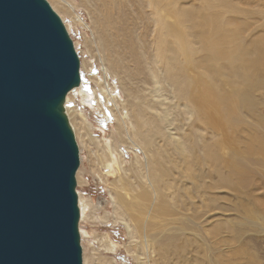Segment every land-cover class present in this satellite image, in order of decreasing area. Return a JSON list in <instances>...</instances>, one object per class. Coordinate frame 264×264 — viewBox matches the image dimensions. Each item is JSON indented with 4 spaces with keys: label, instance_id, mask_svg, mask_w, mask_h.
I'll list each match as a JSON object with an SVG mask.
<instances>
[{
    "label": "bare ground",
    "instance_id": "obj_1",
    "mask_svg": "<svg viewBox=\"0 0 264 264\" xmlns=\"http://www.w3.org/2000/svg\"><path fill=\"white\" fill-rule=\"evenodd\" d=\"M104 1L106 5L110 0ZM145 2L155 9L156 17L154 21L145 23L144 29L147 31L151 28L152 22L157 30L158 41L166 44L164 56L162 49L159 50L153 61L154 66H149L144 47L137 43L138 26L134 21L122 17L126 0L117 2L118 6H115L116 10L118 8L122 12L119 21L112 17L110 19V15L103 18L104 23L99 21L102 23L99 38L103 48L110 51V54L123 48L129 52L131 61L138 68L135 72L124 71V68H120V55L114 53L111 54L113 63L106 67L108 71L111 67H119L132 80L144 75L142 83L147 85L143 102L138 101L143 96L139 91L136 92L133 87H123L132 105L123 102V110H126L127 115L121 114L120 119L123 127L127 128L130 142L143 151L145 158L136 155L139 166L128 170L121 169L120 164L110 158L112 168L118 174V178L111 183L115 214L125 222L133 243L128 250L134 254L137 264H167L175 252L180 254L181 251H189L193 243L210 239L212 245L201 242L198 243V250H194L197 256L201 250H205L202 253L203 260L197 259L201 261L200 264H204L205 260L213 264L210 252L216 257V264H264L261 254L254 245H250L249 240L250 231H259V228L264 227V0H237V3L225 0L224 5H221L226 15L235 14L243 20L236 21L229 17L221 24L217 13L197 20L188 17L186 13L180 14L174 8V1H170L167 11V0H143ZM66 4L71 6L70 3ZM173 18L176 21H169ZM63 26L67 35H70L65 23ZM111 26L116 28L115 37L107 31ZM188 37H192L194 44H200V52L199 48L196 50L190 44L185 45ZM71 43L77 52L74 41L71 40ZM137 50L140 56L136 54ZM202 52L205 55L195 59ZM161 62L164 63V72L161 71ZM163 83L169 85L175 98L184 101L185 113L189 116L197 115L205 128H210L218 136L208 140L201 134L196 143L192 134L183 132L180 135L179 131L186 128V119L181 112L174 115L176 110L172 105L164 106L167 101L164 102ZM81 84L82 81L77 80L52 106L72 135L79 162L80 150L66 106L71 93L79 89L83 92ZM108 95H111L110 92ZM113 100L120 106L117 98ZM127 105L136 113L128 112ZM144 127L148 129L143 131ZM174 129H178V132ZM196 144L200 146L201 159L198 152H193L197 151ZM168 146L181 155L186 165L195 163L194 172L177 166L182 179H189L195 195L201 200L197 204L195 195L188 192L189 185L182 180L181 190L190 195V203L185 205L184 210L189 212L192 206L195 207L191 214L192 222H189L191 227L203 226L210 221V215L219 214V222L212 228L204 227L205 234L183 231V226L177 234L178 228L174 227L177 237L169 236L168 239L179 240L182 233L186 237L183 245L172 246V252L169 250L171 247L167 249V245L163 246L161 230L162 220L173 214L168 209V200L172 196L173 184L178 185L175 178L165 180L170 175H165L162 152H170L166 149ZM168 157L174 162L172 156ZM204 167L208 170L204 171ZM78 170L79 165L73 187L77 198L79 235L78 225L85 201L75 189ZM216 191H230L237 200L232 202L228 198L231 205H221L219 201L222 196L213 195ZM174 205H178V202ZM233 211L237 212V216L221 220L224 213Z\"/></svg>",
    "mask_w": 264,
    "mask_h": 264
},
{
    "label": "rangeland",
    "instance_id": "obj_2",
    "mask_svg": "<svg viewBox=\"0 0 264 264\" xmlns=\"http://www.w3.org/2000/svg\"><path fill=\"white\" fill-rule=\"evenodd\" d=\"M46 1L50 4L59 18L61 17V21L67 26L70 34L69 36L71 40L74 41L80 58L79 69H81L82 76L81 86L83 85L84 90L81 92L79 89L71 93L67 99L66 107L75 129L80 150L79 170L76 176L77 183H75V189H77L79 197H81L83 202L85 201L81 209V219L78 225L79 243L82 247V264H137L134 254L128 250L133 243L131 244L126 224L123 220L117 218L115 214L111 183L118 178V174L112 168V160H110V158L119 163L123 170H128L130 168L136 169V167L139 166L137 163L138 160H136L138 155H140V158H145L143 151L130 142L127 128L123 127V123L120 119L121 114L127 115L126 110H123V107H125V105L123 106V102L132 105L123 87H133L136 92L139 91L143 96H141L138 101L143 102L144 95L147 92V85L142 83V81L145 80L144 75L132 80V77L124 72L127 70H129V72H135L138 68L137 65L131 61L129 52L127 53L123 48L117 49L114 53L115 55L116 53L120 55L118 57L121 60L120 68H124V71H120L119 67L115 69L111 67V70L108 71L106 67L113 63L111 54L114 53L110 54V51L104 49L99 38L100 28L102 27V23H99L100 20L103 21V18L105 19L110 15V19L112 17L113 20L119 21V15L122 12H120L118 8L116 10L115 6H118L121 0H110L106 5L104 0ZM170 1H174V8L178 10L180 14L186 13L188 17L192 19H203L209 17V14L217 13L220 15V24L229 17L236 21L243 20L235 14L226 15V10L224 6L222 7L221 5H224L225 0H167L166 11L171 5ZM66 2L70 3L71 6L68 7ZM233 2L237 3V0H233ZM103 6H106L107 9H103ZM193 12H197L198 14H194ZM122 15L123 18H127V21H134L138 26V30L136 31L137 43H140L144 47V53L149 58V66H154L153 61L156 54L162 49L164 56L166 46V44L163 45L158 41L157 30L152 26V22L150 23L151 28L147 29V31L144 29V27H146L145 23L154 21L156 17L155 9L150 7L149 3L144 4L143 0H126ZM169 21H176V18L169 19ZM110 28L107 30L109 31L108 33L113 34L112 36L115 37L116 28L112 26ZM172 39L174 38H170V40ZM187 39V44L185 45L190 44L194 49L199 48L200 44L195 43V45L192 37H188ZM198 51H201L200 48ZM136 54L139 55L138 50ZM145 55L144 57L146 58ZM204 55L203 52L199 53L195 59H199ZM221 63L223 65V62ZM160 65L162 66L161 71L164 72V63L161 62ZM105 70H107V73ZM107 90L111 95H108L109 92ZM163 90L165 94L164 102L167 101L164 106L172 105L176 110L173 112L174 115L181 112L182 115L185 116V125H187L186 128L183 127V130L179 131L180 135H182L183 132L190 133L192 134L193 141L196 143L197 137L201 134L208 140L213 136H218V134L210 128L206 129L197 115L189 116L185 113L186 108L184 107V101L173 96L171 93L172 90L167 83H163ZM113 98H117L120 106L115 104ZM166 98L171 100H165ZM173 98L175 99L174 101ZM169 102H172V104ZM127 108L128 112L136 113L134 109L133 111L131 110V106L127 105ZM177 121L179 122L180 120L177 119ZM147 129V127H144L143 131ZM174 131L178 132V129H174ZM196 147L197 149H195L197 151L193 152H198V156H200L201 159L202 156L199 151L200 146L196 144ZM166 149H169L170 152L166 150L162 152L163 167L165 175H170V177H165V180L170 181L172 178H175L178 182L176 186L173 184L172 196L171 199L168 200V209L173 214L171 217L162 220L161 223L163 246L166 247L167 245V249L171 247L169 250L172 252L174 245H183L186 237L182 233L179 240L174 239L173 241L168 239L169 236H176L174 227L178 228L177 234H179L181 226L184 227L183 231L205 234L204 227L212 228L214 224L219 222V220L217 221L219 214L215 213L210 215V221L203 226L191 227L192 224L189 222H192L191 214L194 212L195 207L192 206L189 212L184 210L185 205L190 203V195L180 188L183 176L179 168H187L189 171L194 172L196 168L195 163H190V166L186 165L182 162L181 155L174 152L171 146H168ZM168 156H172L171 158H173L174 162H172ZM190 162H192V159ZM203 170L207 171L208 168L204 167ZM184 180L186 184L189 185L188 192L195 195L189 179ZM213 195L222 196L219 204H224L226 207L231 205V201L236 202L237 200L234 193L230 191H216ZM195 197L197 204H200V198L196 195ZM228 198L231 201H227ZM175 202H178V205H174ZM235 216H237L236 211L224 213L221 216V220L222 218L229 219ZM250 237V245L255 246V249L259 251L262 261L264 262V227L259 228V231H250ZM195 239L196 238H193V240ZM209 241L210 239H206L201 242H208L207 244L212 245L213 242ZM201 242L198 243L201 244ZM198 243H193L191 249H188L189 251H181L180 254L175 252V254L172 255L174 257L169 259L167 264L173 262H177V264H200L199 262L201 261L199 260L202 259V253H204L205 250H201L200 254L197 256L194 250H198L197 247L200 246ZM209 257L212 259L213 264H216V257H214L211 252L209 253ZM204 264H208V262L205 260Z\"/></svg>",
    "mask_w": 264,
    "mask_h": 264
},
{
    "label": "water",
    "instance_id": "obj_3",
    "mask_svg": "<svg viewBox=\"0 0 264 264\" xmlns=\"http://www.w3.org/2000/svg\"><path fill=\"white\" fill-rule=\"evenodd\" d=\"M79 59L46 0H0V264H82L79 155L52 108Z\"/></svg>",
    "mask_w": 264,
    "mask_h": 264
}]
</instances>
